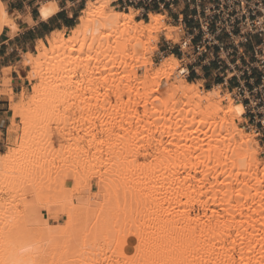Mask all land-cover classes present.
Here are the masks:
<instances>
[{
    "label": "bare ground",
    "instance_id": "1",
    "mask_svg": "<svg viewBox=\"0 0 264 264\" xmlns=\"http://www.w3.org/2000/svg\"><path fill=\"white\" fill-rule=\"evenodd\" d=\"M86 3L69 36L54 32L48 45L41 41L40 54L24 56L20 65L31 68L28 77L38 82L37 94L26 102L23 92L20 101L11 105L9 139L19 130L16 117L28 123L23 130L29 134L38 127L39 115H59L54 98L61 87L89 59L105 55L106 66L89 70L80 85L70 86L61 96L83 94L85 89L92 97H108L111 88L101 94L94 87L99 78L96 74L108 71L114 77L124 73L122 87L114 90L117 103L111 115L100 119L90 116L88 126L79 124L93 140L104 132L111 140L124 139L122 168L117 176L124 193L123 207L121 211L96 213L79 208L71 234H63L67 237L60 240L54 239V229L38 213L32 216L34 229L32 223L15 215L9 229L3 228L9 233L0 231L4 233L0 236V264H264V166L261 168L258 160L264 148L239 126L246 113L244 104L233 102L230 92H222L223 85L206 91L202 82L187 81L180 75L185 70H180L174 55L157 67L164 81L157 77L147 80L154 55L143 57L147 44L156 50L160 33L167 40L178 38L162 13L150 12L149 21H136L138 10L134 7L125 12L110 10V0ZM0 5V33L4 27L16 32V20L2 0ZM45 8L50 13L47 18L43 16ZM58 10L55 0L47 1L39 7V16L46 20ZM28 21L32 22L31 18ZM126 58L132 62L119 66ZM139 63L146 73L133 83L129 71ZM6 71L2 84L10 86V68ZM162 89L186 102L158 108L153 97ZM8 95L9 101H14L12 89ZM176 108L184 110L180 118L174 115ZM98 154L88 166L91 170L79 179L83 195L90 187L93 190V179L100 182L101 175L95 170L98 172L105 161ZM14 156L15 151H0V167ZM1 207L0 223L8 218ZM46 209L51 218L58 217L49 206Z\"/></svg>",
    "mask_w": 264,
    "mask_h": 264
},
{
    "label": "rangeland",
    "instance_id": "2",
    "mask_svg": "<svg viewBox=\"0 0 264 264\" xmlns=\"http://www.w3.org/2000/svg\"><path fill=\"white\" fill-rule=\"evenodd\" d=\"M88 1L94 0L84 1L82 5L83 9L86 7V2ZM109 9L129 12L130 8L124 10L122 7L117 6L116 3H113V0H110ZM79 15H81V13ZM149 16L142 15L141 10H138L135 20L149 21ZM11 17L13 16L11 15ZM165 24L173 28L175 27L178 38L176 40H167L165 36L160 33L158 34L159 40L156 44V50L149 47L152 46L150 43L147 44V48L144 49L143 52V57L146 58L151 55V53L154 55L152 57L153 68L147 73L146 78L149 81L154 77H157L161 82L165 80L161 74L157 73V67H160L165 60L171 59L173 56L170 55V52H162L170 44V46L173 47L172 51L175 53L174 56L179 59L180 70H185V73H181L180 75L187 80L189 74L187 65L197 59V57L201 56H197L193 51L192 46L194 41L190 42V37L184 27L183 21L182 24H179L177 21L173 20L171 15L165 13ZM71 32L72 30L65 33L66 36H69ZM234 40L238 42L237 39ZM234 40H231L226 36L222 38L221 42L227 44L225 50H227L228 47H231L230 45ZM185 42H188L190 46H185ZM252 42L257 41L256 39H253ZM40 43H38L35 53H32L35 56L40 54ZM45 43L48 45L47 41ZM251 46V42L240 45L242 53L243 51L246 52L245 57L248 58L247 60H250L248 53L251 52ZM206 55L207 54H204L205 57ZM233 55H236V53L231 54L228 57L226 53H221V57L225 59L228 58L230 61L236 60V57L231 58ZM104 57L105 55L100 56L99 58L89 59L87 63H84L83 68H81L74 77L69 79L61 87L59 91L60 93L58 92L59 96H55L54 98L55 104L58 105L56 114L59 115H39L38 120L36 121L38 127L34 131H30L29 134H25V131L23 130L28 123H24L21 116L16 117L15 124L16 126L18 125L17 127L19 130L13 135L12 140H10L8 130L13 122L11 105L20 101L23 92L25 93L26 102L37 94L36 89L38 82L36 80H30L28 76L31 68L27 67L25 71L27 86H25L22 92L14 95V101H10V115L12 118L10 117L6 128L5 144L1 147V152L8 154L9 152L11 153L15 151L17 152V156H14L12 160L0 167V204L2 205V209L4 207L2 211H6L5 213L8 217L0 223L1 226L4 224L3 227L0 226L2 228V230L0 228V231L4 230L3 232L6 233L3 228H6L7 231L8 226L13 223V217L15 215L20 220L32 223L31 226H33L34 229L36 221L32 216H34L35 213H38L39 218H41V220H47L49 226L54 229V239L60 240L71 234V230L74 227V214L79 208L83 211H90L93 213L122 210L124 193L117 176L120 174V168H122V159L125 150L124 139L120 137L118 140H111L109 134L104 132L97 134L96 140H93V136L84 132L79 126L80 122L81 124L84 123L88 126L89 123L87 122L90 116L91 118L96 116L97 119H100L104 117V115H111L109 112L112 111V107L117 103V95L114 90L116 87H122L121 76L124 74L122 69H119V72L122 73H118L114 77L108 75V71L106 72L104 70H102L104 72L96 74L99 78L95 81L94 87L99 88L101 94L106 92L107 88H111L108 97H92L90 92L85 89H83L85 91L83 94L79 92L81 96H78L79 94L67 95L65 98L64 96H61V94L65 93L70 86L75 87L80 85L89 70L96 66H106L107 63L105 62H107V57ZM123 60V62L121 61V63L118 64L119 66H127L132 62L131 59L127 58L126 60ZM108 65L116 66L117 64L112 65V63H108ZM239 65L242 66V63L239 62ZM244 65H246L245 62ZM236 70L238 74L240 70ZM142 73H146V69L143 64L139 63L134 70L129 71V79H133V83H135L139 79L137 76ZM178 73H180L179 70ZM253 73L256 77L257 74H255V72ZM176 76H178L177 73ZM2 81V83L6 82L4 79ZM233 81L236 82L234 79L231 82ZM91 86L93 87V85ZM214 86L215 85L205 83L201 88L207 91ZM2 87L8 88L9 85L8 83L5 85L2 84ZM87 88H89V86ZM10 89L8 90V94H10ZM166 91V89H162L153 97V99L157 98L158 108L164 106L171 107L173 103L179 106L183 102H186V99L181 98L180 95L173 97ZM222 92H230L233 102L243 103L238 97H235L231 86L223 85ZM134 98L138 100L137 97ZM124 100L125 102H128L126 96H124ZM177 109L178 108L175 109L174 115H180L178 117L180 118L181 115L184 114V110L179 111ZM138 110L141 112L142 107L139 106ZM247 111L248 110H246V112ZM83 115H86L84 119L81 118L84 117ZM249 116V114H244V121L239 123V126H241L246 132L253 134L255 139L259 141L260 145L264 148V132L257 127L256 123L251 122V120L248 119ZM178 118H176L175 121H178ZM97 151L100 153L98 155L102 156L101 159L105 161L98 172L95 170L96 174L101 175V179H99V184L97 183V178L93 179V190L92 187H90L88 189L89 191L83 195L80 192L79 179L82 174L85 172L88 173L91 170H88L90 168L88 166L93 163V156ZM85 157L89 158L84 159ZM258 160L261 162L260 166L262 168L264 166L263 151L259 154ZM235 171L237 172L238 170ZM91 177L92 175H90V178ZM238 177L239 179L243 178L240 175ZM47 206L58 215L57 218H51L46 209ZM192 213H196V211H192ZM29 221H33L34 223ZM28 226H30V224ZM7 233L5 235H7ZM1 234L0 236H3V234ZM63 234H66L67 236H63ZM45 241L46 240L43 239V242Z\"/></svg>",
    "mask_w": 264,
    "mask_h": 264
},
{
    "label": "built area",
    "instance_id": "3",
    "mask_svg": "<svg viewBox=\"0 0 264 264\" xmlns=\"http://www.w3.org/2000/svg\"><path fill=\"white\" fill-rule=\"evenodd\" d=\"M179 1L186 3L192 12L188 20L180 17L179 24L183 21L190 42L198 38L193 51L197 56L207 54L205 60L219 62L224 84L236 81L232 92L243 102L251 122L264 132V0H113V3L124 10L135 7L148 16L152 10L174 9ZM224 36L238 42L234 40L225 50L227 44L221 42ZM253 39L257 42H252ZM247 42L252 43L248 53L250 60L245 57L246 52L240 50V45ZM184 45L190 46L188 42ZM223 50L227 51V57L236 53L231 56L236 60H229L233 67L221 57ZM236 69L241 73L237 74Z\"/></svg>",
    "mask_w": 264,
    "mask_h": 264
},
{
    "label": "crops",
    "instance_id": "4",
    "mask_svg": "<svg viewBox=\"0 0 264 264\" xmlns=\"http://www.w3.org/2000/svg\"><path fill=\"white\" fill-rule=\"evenodd\" d=\"M47 1L52 0H23V7H16L20 0H2L7 5L9 13L13 16L12 18L16 20L17 30L12 33L9 27H4L0 34V40L3 41V43H0V52H3V55H0V151L5 144L6 128L11 117L8 90L11 88L13 94L17 95L27 86L26 68H22L20 65L24 55L35 53L38 43L41 41L46 42L54 32L68 33L71 31L77 25L79 14L83 10L82 5L86 0H55L58 3L59 10L48 19L42 20L39 16V7ZM151 12L171 15L173 20L178 23H180V17L188 20L192 13L183 1H179L174 9L165 11L152 10ZM28 18H31L32 22H29ZM21 30L30 35V38L25 40L22 49L16 43L20 37ZM197 41L198 38L194 39V48L198 45ZM172 49L173 47L169 44L162 52H170V55H175ZM215 51L218 52L217 49ZM203 57L205 58L204 55L197 57V59L187 65L189 72L187 80L189 82L200 81L203 84L209 83V85H226L222 79V72L218 70L219 62L208 61V58L205 60ZM222 65L225 66L224 63ZM7 68H10V74L7 77L11 79V83L8 88H4L2 87V80L6 75ZM228 85L233 89L236 86V82L233 81ZM248 119L251 120V116Z\"/></svg>",
    "mask_w": 264,
    "mask_h": 264
},
{
    "label": "snow or ice",
    "instance_id": "5",
    "mask_svg": "<svg viewBox=\"0 0 264 264\" xmlns=\"http://www.w3.org/2000/svg\"><path fill=\"white\" fill-rule=\"evenodd\" d=\"M0 7H2V5H0ZM16 7H23V0H20V3H18V4L16 5ZM49 14H50V13H49V10H48L47 8H45V9L43 10V16H44V18H47V17L49 16ZM26 18H27V16H26ZM13 28H15V26H13ZM27 38H30L29 33H27V32H25V31L21 30L20 37H19L18 40L16 41V43H18V44L20 45V48H21V49L23 48L24 43H25V40H26ZM0 43H3V41L0 40ZM13 51H15V50H13ZM0 55H3V52H0Z\"/></svg>",
    "mask_w": 264,
    "mask_h": 264
}]
</instances>
